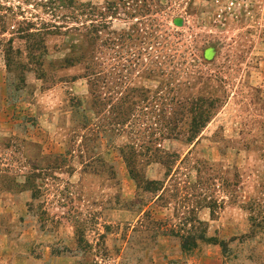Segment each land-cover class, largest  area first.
I'll use <instances>...</instances> for the list:
<instances>
[{
    "label": "rangeland",
    "instance_id": "obj_1",
    "mask_svg": "<svg viewBox=\"0 0 264 264\" xmlns=\"http://www.w3.org/2000/svg\"><path fill=\"white\" fill-rule=\"evenodd\" d=\"M0 264H264V0H0Z\"/></svg>",
    "mask_w": 264,
    "mask_h": 264
}]
</instances>
